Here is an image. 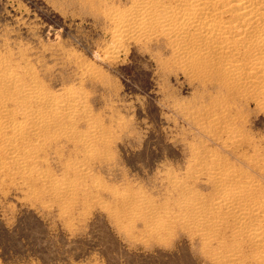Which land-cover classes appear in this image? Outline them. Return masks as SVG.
I'll list each match as a JSON object with an SVG mask.
<instances>
[{
    "label": "rangeland",
    "instance_id": "1",
    "mask_svg": "<svg viewBox=\"0 0 264 264\" xmlns=\"http://www.w3.org/2000/svg\"><path fill=\"white\" fill-rule=\"evenodd\" d=\"M136 5L0 0V264H264V70L116 37Z\"/></svg>",
    "mask_w": 264,
    "mask_h": 264
},
{
    "label": "bare ground",
    "instance_id": "2",
    "mask_svg": "<svg viewBox=\"0 0 264 264\" xmlns=\"http://www.w3.org/2000/svg\"><path fill=\"white\" fill-rule=\"evenodd\" d=\"M139 9L129 16L123 17L118 23L115 36L118 38L132 37L146 34L159 28L161 32L173 41L177 47H182L179 41L186 37H191L194 43L204 46L206 52L219 56L223 54L250 52L257 57L247 66L248 72H252L248 83L252 84L258 80L256 76L262 74L264 70V0H137ZM129 13V12H126ZM192 32V34H191ZM158 37V36H157ZM160 37V36H159ZM119 41V40H118ZM188 42V41H187ZM172 43V44H173ZM175 45V46H176ZM195 45V44H194ZM212 46V48H211ZM174 47V46H173ZM242 47V48H241ZM175 48V47H174ZM190 49V48H189ZM245 49L247 51L241 50ZM196 51V49L194 50ZM204 51H202L203 53ZM233 55V54H232ZM199 56V55H198ZM254 56V55H253ZM252 59V58H251ZM227 60V59H226ZM250 60V59H249ZM240 62V61H239ZM246 62V61H245ZM247 63V62H246ZM233 67V66H232ZM235 67V66H234ZM239 67V66H238ZM202 68V67H201ZM179 69V68H178ZM241 67L235 68L237 72ZM190 71V70H189ZM244 71V70H243ZM246 73V72H245ZM244 75V74H243ZM217 76V75H216ZM260 76V75H259ZM15 77L10 74L6 77V82L13 84ZM239 79V78H238ZM244 80V79H243ZM23 82V81H21ZM27 82V81H26ZM206 82V81H205ZM19 84V82H18ZM25 84V83H24ZM249 86V85H248ZM222 88V87H221ZM227 89V88H226ZM258 90V89H257ZM32 91V90H31ZM226 91V90H225ZM236 91V89H235ZM259 91V90H258ZM257 91V92H258ZM228 93V92H227ZM7 94V93H5ZM226 94V93H225ZM234 94V93H233ZM264 94V93H263ZM31 95V94H30ZM1 96V95H0ZM12 96V95H11ZM260 97V96H259ZM65 98V97H64ZM249 98V96L247 97ZM10 99V98H9ZM250 99L251 96H250ZM12 100V99H11ZM37 100V99H36ZM45 103L51 104L53 100L49 97L42 99ZM71 100V99H70ZM77 100V99H76ZM16 101V100H15ZM35 101V99H34ZM83 101V100H82ZM246 101V100H245ZM23 103V102H22ZM61 103V102H60ZM59 103V104H60ZM37 104V103H36ZM20 106V105H19ZM51 106V105H50ZM38 107V106H37ZM73 107V106H72ZM219 107V106H218ZM79 108V107H78ZM223 108V107H222ZM81 110V109H80ZM63 111V110H62ZM76 113V112H75ZM20 114V112H19ZM38 114V113H37ZM40 114V112H39ZM60 114V113H59ZM58 116V115H57ZM77 116V115H76ZM197 116V115H196ZM82 117V116H81ZM214 117V116H213ZM40 120V119H39ZM7 121V120H6ZM31 121V120H30ZM212 121V120H211ZM45 122V121H43ZM66 123H68L66 121ZM37 124V123H36ZM223 124V123H222ZM66 125V124H65ZM220 126V125H219ZM223 126V125H222ZM213 127V126H212ZM233 127V126H232ZM21 128V127H20ZM36 128V127H35ZM54 128V127H53ZM224 129V128H223ZM234 129V128H233ZM223 132V131H221ZM237 132V131H236ZM246 132V131H245ZM45 135V134H44ZM235 135V134H234ZM63 137V136H62ZM66 138V137H65ZM79 138V137H78ZM51 139V136H50ZM231 140V139H230ZM237 140V139H236ZM53 142V141H52ZM62 142V141H61ZM242 142V141H241ZM240 142V143H241ZM82 143V142H81ZM245 143V142H244ZM237 144V143H236ZM49 145V144H48ZM82 145V144H81ZM243 145V144H242ZM66 146V145H65ZM205 146V145H204ZM236 146V145H235ZM11 147V146H10ZM70 147V146H69ZM232 147V146H231ZM73 149V148H72ZM243 149V148H242ZM50 152V151H49ZM260 152V151H259ZM258 153V152H257ZM77 154V153H76ZM199 156V155H198ZM66 157V156H65ZM195 158V157H194ZM197 158V157H196ZM201 158V157H199ZM223 158V157H222ZM202 159V158H201ZM100 160V159H99ZM197 160V159H196ZM203 160V159H202ZM244 160V159H243ZM195 161V160H194ZM193 161V162H194ZM210 161V159H209ZM219 161V160H218ZM263 161V160H262ZM260 159V162H262ZM215 162V161H214ZM247 162V161H246ZM197 163V161H196ZM199 163V162H198ZM208 163V161H207ZM191 164V163H190ZM216 164V163H215ZM93 165V164H92ZM95 165V164H94ZM197 165V164H196ZM206 165V164H205ZM212 165V164H211ZM210 165V167H211ZM214 165V164H213ZM218 165V164H217ZM194 166V165H193ZM199 166V164H198ZM201 166V165H200ZM207 166V165H206ZM209 166V165H208ZM207 166V167H208ZM227 168V167H226ZM196 169V167H195ZM202 169V167L200 168ZM198 170V169H197ZM226 170V169H225ZM233 170V169H232ZM231 170V171H232ZM200 171V170H199ZM205 171V170H204ZM211 171V170H210ZM198 172V171H197ZM218 172V171H217ZM207 173V172H206ZM209 173V172H208ZM225 175L230 172L224 171ZM232 173V172H231ZM235 173V172H234ZM253 173V172H252ZM213 174V173H212ZM211 174V175H212ZM233 174V173H232ZM201 175V174H200ZM207 175V174H206ZM231 175V174H230ZM229 175V176H230ZM238 175V174H237ZM205 176V175H204ZM221 176V175H220ZM223 176V175H222ZM228 176V178H229ZM255 176V175H254ZM208 177V176H207ZM206 177V178H207ZM232 177V176H231ZM234 177V174H233ZM209 178V177H208ZM213 178V176H212ZM225 178V177H223ZM235 178V177H234ZM238 178V177H236ZM196 179V178H195ZM214 179V178H213ZM244 179V178H243ZM249 179V178H247ZM232 181V180H231ZM230 181V182H231ZM210 182V181H209ZM208 182V183H209ZM212 182V181H211ZM226 182V181H225ZM207 183V184H208ZM252 183V182H251ZM257 183V182H256ZM210 184V183H209ZM219 184V182H218ZM229 184V183H227ZM242 184V183H241ZM244 184V183H243ZM262 184V183H261ZM246 185V184H245ZM250 185V183H249ZM253 185V183L251 184ZM214 187V186H213ZM212 187V188H213ZM244 188V187H242ZM254 188V187H253ZM212 190V189H211ZM230 190V189H229ZM257 190V189H256ZM259 190V189H258ZM263 190V189H262ZM214 191V190H213ZM238 191V190H237ZM212 193V192H211ZM216 193V192H215ZM226 197H232L229 191L224 192ZM223 193V194H224ZM236 193V192H235ZM247 193V192H246ZM260 193V192H258ZM213 194V193H212ZM217 194V193H216ZM104 195V194H103ZM213 196V195H212ZM215 196V195H214ZM222 196V195H221ZM225 197V196H224ZM190 198V197H189ZM193 198V196H192ZM191 198V199H192ZM196 198V197H195ZM237 198V197H236ZM258 198V197H257ZM198 199V198H197ZM196 199V200H197ZM264 200V199H263ZM189 201V200H188ZM207 201H210L207 200ZM192 202V201H191ZM190 202V203H191ZM198 202V201H196ZM235 202V201H234ZM234 202H220L227 208H236L239 212L249 214L250 209L244 205H236ZM239 202V201H238ZM249 202V201H248ZM199 203V202H198ZM212 203V202H211ZM216 203V202H215ZM243 203V202H242ZM121 204V203H120ZM194 204V203H193ZM209 204V203H208ZM114 205V204H113ZM122 206V205H121ZM194 206V205H193ZM199 206V204H198ZM203 206V205H202ZM210 206V205H208ZM218 206V205H216ZM253 206V204L251 205ZM207 207V206H205ZM204 207V208H205ZM215 207V206H213ZM219 207V206H218ZM198 209V208H197ZM208 209V207H207ZM223 209V207H222ZM226 209V208H225ZM253 209V208H252ZM205 211V210H204ZM224 211V210H223ZM228 211V210H227ZM255 211V210H254ZM253 211V212H254ZM256 211L264 213V202L257 206ZM219 212V211H217ZM196 213V212H195ZM214 213V211H213ZM212 213V214H213ZM226 213V212H225ZM237 213V212H236ZM255 213V212H254ZM215 214V213H214ZM251 214V213H250ZM208 215V214H207ZM206 215V216H207ZM211 215V214H210ZM239 215V213H238ZM241 215V214H240ZM252 215V214H251ZM263 215V214H262ZM203 216V213H202ZM201 216V217H202ZM205 216V215H204ZM203 216V217H204ZM209 216V215H208ZM223 216V215H222ZM242 216V215H241ZM245 216V215H244ZM264 216V215H263ZM243 217V216H242ZM190 218V217H189ZM200 218V217H199ZM211 218V217H210ZM216 218V217H215ZM262 218V217H261ZM203 219V218H202ZM201 219V220H202ZM227 219V218H226ZM232 219V218H231ZM239 219V218H237ZM241 219V217H240ZM244 219V218H242ZM241 219V220H242ZM254 219V218H253ZM229 220V219H228ZM248 220V221H247ZM247 223L250 221L247 219ZM207 221V220H206ZM210 221V219H209ZM196 222V221H195ZM253 222V221H252ZM219 223V222H218ZM223 224V222H221ZM229 223V222H228ZM241 223V222H240ZM261 223V222H258ZM196 224V223H195ZM197 225V224H196ZM211 225V223H210ZM220 225V224H219ZM228 225V224H227ZM231 225V224H230ZM238 225V224H237ZM256 225V224H255ZM207 226V225H206ZM245 226V225H241ZM247 226V225H246ZM249 226V225H248ZM253 226V224H252ZM262 226V225H261ZM180 227V226H179ZM199 227V226H197ZM210 227V226H209ZM203 228V226L201 227ZM226 228V227H225ZM231 228V227H230ZM248 228V227H247ZM246 228V229H247ZM250 228V227H249ZM198 229V228H197ZM207 229V228H206ZM218 229V228H217ZM237 229V228H236ZM253 229V228H252ZM203 230V229H201ZM208 230V229H207ZM211 230V229H210ZM227 230V228H226ZM229 230V229H228ZM233 230V229H232ZM250 230V229H248ZM261 230V229H260ZM197 231V230H196ZM199 231V229H198ZM221 231V230H220ZM224 231V229H223ZM222 231V232H223ZM256 231V229H255ZM263 231V230H262ZM261 231V232H262ZM258 232V231H257ZM200 233V232H199ZM248 234V232H246ZM204 234V233H203ZM206 234V233H205ZM233 234V233H232ZM254 234V233H253ZM223 236V233L220 236ZM255 235V234H254ZM216 236V235H215ZM260 236V234H259ZM202 237V235H201ZM228 237V236H227ZM242 237V235H241ZM246 237V236H245ZM261 237V236H260ZM217 238V236H216ZM239 238V237H237ZM244 238V237H243ZM253 238V237H252ZM257 238V237H256ZM259 238V237H258ZM219 239V238H218ZM249 239V238H247ZM260 239V238H259ZM214 240V239H213ZM216 240V239H215ZM232 240V239H231ZM240 241V240H239ZM241 242V241H240ZM243 242V241H242ZM251 243V242H250ZM237 244V243H236ZM242 244V243H241ZM240 244V245H241ZM256 244H254L255 246ZM243 246V245H242ZM241 246V247H242ZM256 248V247H255ZM260 248V247H259ZM257 250V249H256ZM240 252V251H239ZM229 254V253H228ZM258 254V253H257ZM264 254V253H263ZM229 257V256H227ZM233 257V256H232ZM262 259V258H261ZM233 261V260H232ZM237 261V260H236ZM231 262V261H230ZM261 262V261H259ZM263 262V260H262ZM255 263V262H254Z\"/></svg>",
    "mask_w": 264,
    "mask_h": 264
}]
</instances>
